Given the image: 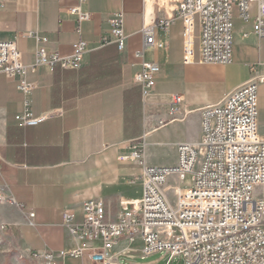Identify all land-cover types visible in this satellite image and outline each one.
Instances as JSON below:
<instances>
[{
	"label": "crops",
	"instance_id": "0c3cea01",
	"mask_svg": "<svg viewBox=\"0 0 264 264\" xmlns=\"http://www.w3.org/2000/svg\"><path fill=\"white\" fill-rule=\"evenodd\" d=\"M73 5V0H5L0 11V39L16 41L28 66L27 82L36 86L32 110L35 115L49 114L38 125H22L17 116L24 113L26 97L18 89L19 79L0 73V187L16 201L12 219L31 253L58 255L80 246L65 213L75 216L74 224L82 223L88 199L103 200L111 219L117 220L123 213L122 202L139 199L143 193V164L120 160L129 153V144L148 133L147 165L160 166L158 153L162 155L168 147L178 161L180 143L201 140V109L222 103L230 92L255 78L252 73L264 65V50L245 42L256 36L261 43L264 38L253 32V22H244L237 9L233 61L228 65H185L184 27L182 20L176 19L168 32L160 33L166 46L145 51V61L160 65L152 92L157 94V86L163 91L164 84L174 88L167 103L159 106L153 100L151 104L158 107L147 113L142 86L135 81L143 61L137 56L143 48L142 29L146 21L172 15L173 10L159 8L153 0H88L84 9L92 13V19L79 24L69 12ZM116 13L124 15V51L118 49L109 24ZM256 13L254 5L251 14ZM27 33H39L48 41L38 44ZM236 37L243 39V61L254 63L252 73L239 78L234 67L239 57ZM80 40L87 42L88 51L79 69L58 66L52 71L38 66L33 70L39 45L69 56ZM259 76H264V70ZM175 96L181 98L176 104L180 109L177 115L171 113ZM261 97L264 108V82ZM260 113L259 131L264 139V112ZM123 239L129 245L118 252L112 250L119 264L122 255L134 251L132 243L139 239L142 246L144 243L141 235ZM71 258H60V262L99 264L89 257Z\"/></svg>",
	"mask_w": 264,
	"mask_h": 264
},
{
	"label": "built area",
	"instance_id": "2783aa9c",
	"mask_svg": "<svg viewBox=\"0 0 264 264\" xmlns=\"http://www.w3.org/2000/svg\"><path fill=\"white\" fill-rule=\"evenodd\" d=\"M73 1L69 12L77 17L79 24L90 21L92 13L84 9L88 0ZM153 1L159 8L169 7L173 11L163 18H151L142 29L143 48L137 56L143 61L135 81L142 86L145 98L155 88L160 71L157 62L144 60L145 51L166 46L160 33L168 32L176 19H181L184 27L185 65L232 63L235 9L244 22L252 21L253 32L264 38V0ZM254 5L257 13L253 16ZM4 6L5 0H0V11ZM197 21L200 25L198 55ZM109 24L118 49L124 51L127 36L123 13L113 15ZM77 31L81 33V28ZM27 35L36 38L38 44L48 41L39 33ZM105 43H109L107 38ZM87 51L85 40L75 43L69 56L51 53L39 45L32 68L34 71L38 66H48L52 71L58 66L65 70L79 69ZM27 72L28 66L23 62L16 41L0 39V73L19 79L18 89L26 97L24 113L17 118L22 125H38L47 120L49 114H34L31 96L36 86L27 82ZM262 82L264 76L255 77L230 92L222 103L202 108L201 140L178 145L177 166L145 163L148 133L132 141L129 153L120 160L143 164L142 196L123 201V213L117 220L111 219L101 199H88L84 203V220L80 224H74L75 216L66 212L65 219L81 244L58 255L39 253L45 263L63 264L60 258L71 256L89 257L99 264H119L113 248L123 238L134 240L141 235L143 257L166 251L171 256L169 261L182 256L185 264H264V139L259 131V84ZM180 101V97H174L173 115L179 113L176 104ZM171 174H177L180 179L193 174L192 187L176 190L175 206L163 189Z\"/></svg>",
	"mask_w": 264,
	"mask_h": 264
},
{
	"label": "rangeland",
	"instance_id": "374dc122",
	"mask_svg": "<svg viewBox=\"0 0 264 264\" xmlns=\"http://www.w3.org/2000/svg\"><path fill=\"white\" fill-rule=\"evenodd\" d=\"M234 21L236 26V19H234ZM196 35H197L196 52L198 55L200 49V37H199L200 25L198 21L196 26ZM242 40L243 39L241 38L237 39V37L235 40L236 48L238 51L237 54L239 57L235 58L236 62L238 61V63H235L234 67H236L235 69H237L236 74L238 78L240 76H244L247 73L248 74L252 73L251 66L254 65L253 62L246 63V61H243V57L241 55ZM245 42L252 43V45L255 46L256 48H261L264 50V42L259 43L258 38L256 36H253L250 39H246ZM151 56H152V52L151 50H148L147 58H150ZM263 70H264V65H260L257 68V70L254 73H252V76L258 77ZM162 86H163V91L161 86H157V94L151 92L149 95H147L146 97L147 113L150 112L152 108L154 109L155 107L156 108L158 107L157 104L156 106L151 104L153 100H157V103L160 106L162 104L167 103L169 98L168 95L172 94L171 92H174L173 87H170L169 85L166 86V84ZM160 91H162L161 94L159 93ZM259 97H260V111L264 112V108L262 106L263 97H261V83L259 84ZM259 119H260V129H261V113ZM158 156H159L158 161L160 162L161 165L173 167V166H177L179 163L178 161H175V155L171 147L166 148V150L162 155H159L158 153ZM192 184H193V174H187L185 179H180V177L177 174H171L168 177L166 183L164 184L163 189L171 204L175 206L177 204L176 190L180 189L183 191L187 188L192 187ZM15 204L16 203L13 202L12 198H10L6 194L5 190L2 187H0V264H46L43 257L39 255V253H31V251L26 249L22 244L20 240V236L17 232L16 225L14 224L12 219L14 214H11V209L13 211V206H15ZM127 245H129L127 239L120 240V244L114 247V252H118L122 250ZM131 246L133 247L134 251L130 254L122 255L119 258L121 264H185L184 258L182 256H175L171 259V261H169L171 256L170 253L166 251L154 253L149 256L143 257L142 248L144 246V243L142 246V241L140 239L132 243ZM80 258L82 259L83 257ZM80 258L72 257L71 259H80Z\"/></svg>",
	"mask_w": 264,
	"mask_h": 264
}]
</instances>
